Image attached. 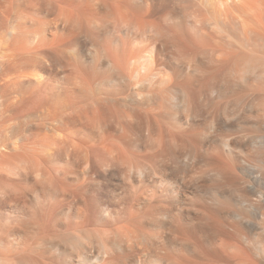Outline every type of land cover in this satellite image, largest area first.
Segmentation results:
<instances>
[{
    "label": "bare ground",
    "instance_id": "obj_1",
    "mask_svg": "<svg viewBox=\"0 0 264 264\" xmlns=\"http://www.w3.org/2000/svg\"><path fill=\"white\" fill-rule=\"evenodd\" d=\"M0 264H264V0H0Z\"/></svg>",
    "mask_w": 264,
    "mask_h": 264
}]
</instances>
